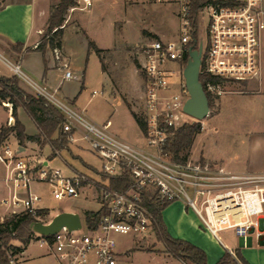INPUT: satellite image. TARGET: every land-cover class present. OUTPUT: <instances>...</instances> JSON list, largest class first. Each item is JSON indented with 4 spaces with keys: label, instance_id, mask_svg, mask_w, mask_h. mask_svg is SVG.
Wrapping results in <instances>:
<instances>
[{
    "label": "built area",
    "instance_id": "1",
    "mask_svg": "<svg viewBox=\"0 0 264 264\" xmlns=\"http://www.w3.org/2000/svg\"><path fill=\"white\" fill-rule=\"evenodd\" d=\"M156 1L178 6L179 35L170 41L156 39L140 47L145 139L152 150L135 147L110 134V121L103 126L88 122L32 82L19 65L12 66L16 76L63 114V132L69 144L77 142L80 134L103 162V180L96 189L97 208L82 213L62 211L78 215L80 228L63 227L54 235L33 231V240L48 247L60 264H128L117 252V236L144 239L142 236L154 227V216L144 201V192L148 191L158 203H185L197 214L202 228L219 242L225 231L233 232L244 245L264 234V174L236 175L207 163L175 162L164 149L174 131L184 125L207 129L212 108L226 93L227 84L260 77L264 0H208L198 12L195 26L192 0ZM75 3L73 10L85 11L93 6V0ZM197 48L201 53L195 60L192 52ZM53 54L65 71L64 80L73 79L71 65L61 50L54 49ZM205 76L211 79L204 81ZM176 78L173 84L171 80ZM192 84L205 98V115L190 109L195 104ZM11 120L10 126L14 124ZM20 155V147L13 151L8 141L0 147V163L12 166L16 188L27 190L34 181L46 183L55 200L65 201L78 199L82 187L90 184L84 174L66 177L60 170L33 167ZM124 175L130 180L129 188L124 192L111 189L110 177ZM39 201L35 195L20 198L14 194L2 203L35 216V204ZM53 219L43 224L49 226Z\"/></svg>",
    "mask_w": 264,
    "mask_h": 264
},
{
    "label": "rangeland",
    "instance_id": "2",
    "mask_svg": "<svg viewBox=\"0 0 264 264\" xmlns=\"http://www.w3.org/2000/svg\"><path fill=\"white\" fill-rule=\"evenodd\" d=\"M5 2L6 0H0V8ZM93 3L90 11H76L81 16L83 26L77 19L71 17L73 11L71 12L70 9L64 17L62 27L66 24H77L80 28L69 26L65 41L68 53L71 55V62L76 67L73 73L77 79L71 81L70 85L76 93L77 100L75 103H71L60 94H57V97L88 122L103 126L111 121L109 133L120 140L133 146L152 150L147 147L145 135L125 105V100L130 103L131 109L136 114L144 116L145 88L140 47L142 44L156 39L170 41L178 37V6L166 2L159 3L156 0H124V8L119 11L117 7L113 10L109 6V0H94ZM46 32L47 28L42 37ZM88 42H93L97 47L105 50L102 54V60L106 73L102 71L101 59L96 52L88 51ZM262 46L264 47V33ZM192 53L194 59L198 60L201 53L200 49L197 48ZM67 62L71 64L69 59ZM20 68L31 80L42 85V82L30 75L23 67ZM176 80L177 78L171 81L174 84ZM21 84L28 92L36 94L31 87L28 88L25 85L26 82L24 84L23 80ZM243 85L244 82H233L227 84L226 88L229 90L231 87H235V90H241ZM94 92L98 94L93 96ZM166 96L168 94L163 95V97ZM219 100L212 108L211 118L219 110ZM3 110L0 107V118L3 115ZM250 111H254L256 115L257 112L262 114V106H241L239 118L242 120L245 116L247 117ZM21 114L27 132L36 133L37 128L33 121L24 112ZM210 120L213 121V119ZM220 120L218 118L217 122H221V125L225 127L224 122ZM243 126L245 128L238 129L232 134L229 132L225 134L223 130L218 133L214 132L213 135L207 132L203 133L193 148L182 152L181 156H187V162L206 164L204 159L200 157L201 150L206 149L211 155L222 160L223 165H227L229 170L253 172L260 162L259 157L264 154V121L262 115L254 126L240 123L239 127ZM210 127L212 128V125ZM200 140L203 142L201 143ZM8 143L13 151L19 148L15 139H12L11 142L9 139ZM50 151L51 149L48 148L46 153L50 154ZM45 155L44 157L47 158ZM20 156L27 158L29 156V160L33 161L36 153L30 150ZM231 161L234 162L235 166H232ZM102 165V160L91 151L89 144L83 140L73 146L71 145L70 150L62 151L56 160L50 164L51 167H58L65 174H70L72 168L80 172L90 173V167L101 170ZM40 166L37 165L36 167ZM211 166L215 168V166ZM31 189L42 197L38 207L49 211L48 221L62 211L82 213L97 208L93 191H89L88 198L81 196L79 199L57 201L52 196L50 187L45 183L34 184ZM142 237L144 239L133 235L117 236V252L120 257L128 264H169L163 256V254H167L166 248L157 241L153 228H150L148 233ZM220 237L228 247L232 248L239 245V239L231 231L221 233ZM33 241L32 252L45 251L38 247L35 240ZM11 244L15 247H22L19 241H12ZM9 256L10 261L16 264L18 255H12V252H9ZM232 256L235 258V255ZM19 264H24L22 258L19 259Z\"/></svg>",
    "mask_w": 264,
    "mask_h": 264
},
{
    "label": "crops",
    "instance_id": "3",
    "mask_svg": "<svg viewBox=\"0 0 264 264\" xmlns=\"http://www.w3.org/2000/svg\"><path fill=\"white\" fill-rule=\"evenodd\" d=\"M94 1V0H93ZM60 0H6V2L0 8V76L3 77H13L15 72L12 70V66L19 65L23 67L30 75L42 82V85L31 80L25 73V75L35 84L44 87L47 92L57 99V94H60L66 98L69 102L75 103L77 96L75 91H73L72 86L70 85L71 81L77 79V76L74 75L73 70L76 68L73 62H71V55H69L66 47V33L69 26H76L80 29L77 24L64 25L62 28L64 30V35L62 39V48L60 49L63 56L69 59L71 62L73 79L64 80L65 71L61 69L60 65L55 61L53 50L47 48L45 59L47 61V70L44 64V55L42 52L37 51V47L40 44L42 35L45 29L48 27V20L50 17V11L52 6L57 5ZM117 2V4H116ZM124 0H109V6L114 10L116 7L121 10L124 8ZM94 4V3H93ZM264 6V2H263ZM93 7V6H92ZM92 9V8H91ZM90 9V10H91ZM86 12L90 10L80 11V9L70 8V11H73L71 17H74L82 25L81 16L77 14L76 11ZM83 26V25H82ZM84 29V28H83ZM84 32V31H83ZM87 37V34H86ZM89 44V42H88ZM99 48V47H98ZM101 49V48H100ZM111 49V48H109ZM104 50V49H102ZM108 50V49H107ZM88 51H93L89 49ZM105 51V50H104ZM3 58V59H1ZM103 71V69H102ZM103 73H106L103 71ZM262 79V82H261ZM25 84V82H24ZM28 88L30 86L25 84ZM231 87L227 90L226 93L219 100V110L213 116V121L210 120L209 125L206 130L202 131L199 134L195 141L199 140L200 136L203 133H208L213 135L214 132L218 133L223 130V133L226 132L234 133L245 128L239 127L240 123H247V126H254L262 115L264 121V47L261 49V71L260 77L257 79H252L244 82V85L241 90H235L236 88ZM53 91V92H52ZM97 92H94V95H97ZM123 98V97H122ZM60 100V99H59ZM63 102V101H62ZM130 104L127 100H125ZM126 105V103H125ZM254 105V107L262 106V114L257 112V115L254 111H250L249 115L242 120L239 118L240 107H248ZM0 107L4 109L3 115L0 118V129L10 124V120L13 119L12 116V105L7 102L0 103ZM132 110V109H131ZM133 111V110H132ZM261 111V110H260ZM22 112H24L31 120L32 118L22 109L18 108V119L24 125L26 129V134L30 137H36L39 134L38 128L37 132L34 134L27 132V127L22 119ZM248 113V112H247ZM249 117V118H248ZM218 118L220 121L224 122L225 127L221 125V122H217ZM256 118V120H254ZM33 121V120H32ZM111 122V121H110ZM34 123V121H33ZM35 124V123H34ZM212 125V128L210 127ZM36 126V124H35ZM224 127V129H223ZM229 135V134H228ZM227 136V135H226ZM77 142L82 141L81 135L77 134ZM247 138V137H245ZM10 142L12 139L16 140V143L20 147L21 154H25L27 151H34L36 157L33 161L29 160V156L21 157L31 166L35 167L37 165H42L44 167H49L51 169L60 170L63 176L73 177L76 174H84L90 179V184H86L80 190V197L85 196L88 198L89 191L95 193V198L97 196L96 189L98 188L99 183L103 180L101 177V170L94 167H90V173L80 172L77 169L72 168L70 174H65L58 167H51L57 157L52 158L53 150L51 146L47 145L45 147H40L37 140L31 139L25 142V145L22 146L19 144V141L14 134L10 135ZM201 143L203 142L200 140ZM69 144L67 150H70L71 145ZM192 146V148H193ZM138 147V146H135ZM51 149V153L47 154L46 150ZM142 148V147H139ZM264 151V148H263ZM47 156V158L44 157ZM207 164L222 168L224 171L236 174V175H263L264 174V154L259 157V164L256 166V170L253 172L247 171H237L229 170L227 165H223V161L219 158L211 155L206 149L201 150V156ZM232 166L234 162L231 161ZM42 184L41 182H32L29 188H16L14 182V171L12 166H7L0 163V221L5 218L12 216L13 214H19L24 212L22 208L14 209L3 205L2 201L4 198H11L14 194L20 198H27L29 194L38 196L40 201L35 204L36 208L45 209L38 207V204L41 203L42 197L33 191L32 185ZM46 184V183H45ZM48 185V184H47ZM49 186V185H48ZM50 187V186H49ZM51 189V188H50ZM79 197V198H80ZM78 198V199H79ZM94 198V201H95ZM60 213V212H59ZM58 214V213H57ZM56 214V215H57ZM163 221L166 225L168 233L176 239L185 240L191 244L202 249L207 256L208 264H217L226 252H229L232 255L236 254V251H239L249 264H264V234L257 240H250L247 245H244L241 239H239V245L235 247H228L225 241L220 237L221 242L217 241L210 233L205 231L202 228V223L197 216V214L186 206L183 202H173L171 203L163 212ZM264 218V214H263ZM227 232V231H225ZM222 232V233H225ZM233 233V232H232ZM155 235V233H154ZM234 235V234H233ZM235 236V235H234ZM156 237V236H155ZM236 237V236H235ZM237 238V237H236ZM32 241L28 246L23 248V251L18 254V260L16 264H19V259L22 258L24 264H60L58 260L52 255L51 250L46 246H41L37 241L38 247L44 249V252L35 253L31 251ZM165 260L169 264H186L180 259L173 258L168 254H163Z\"/></svg>",
    "mask_w": 264,
    "mask_h": 264
},
{
    "label": "trees",
    "instance_id": "4",
    "mask_svg": "<svg viewBox=\"0 0 264 264\" xmlns=\"http://www.w3.org/2000/svg\"><path fill=\"white\" fill-rule=\"evenodd\" d=\"M208 0H192V19L193 25L196 24L198 12L205 6ZM76 5L75 0H60L52 6L46 34L42 37L37 51L44 55V64L47 70V61L45 54L47 48L51 50L62 48V39L64 30L62 28L65 15L71 7ZM89 49L96 52L101 59L102 69L104 50L98 48L93 42H89ZM209 76L203 78L204 81L210 80ZM22 80L18 76L3 77L0 76V103L9 102L12 105V116L14 124L7 125L0 129V147L3 146L11 134H14L19 144L24 146L27 140H37L40 147L47 145L53 150L52 158L57 157L62 151L68 149L69 142L67 134L63 132L65 118L63 114L43 96L28 92L21 84ZM131 111L138 126L147 133V125L144 116H140L131 110L130 105L125 102ZM214 104V100H210ZM18 108H22L34 121L39 134L36 137H30L26 134L24 125L18 119ZM202 133L200 125H184L174 131V136L165 146V152L175 162H187V156H181V153L190 150L196 137ZM104 178H107L104 176ZM129 178L127 175L122 177H110V188L119 192H124L129 188ZM145 204L150 208L154 219V233L158 242L166 248V253L176 259L182 260L186 264H208L206 253L197 246L185 240L173 238L167 231L163 221L162 212L171 204L169 202H155L151 192H144ZM49 211L39 209L36 215L28 212L13 214L12 216L0 221V264H11L9 252L12 255H18L23 248L33 241L32 225L35 223H45L48 221ZM12 241H19L22 247H15ZM236 257L226 252L217 264H249L242 257L239 251L235 252Z\"/></svg>",
    "mask_w": 264,
    "mask_h": 264
},
{
    "label": "water",
    "instance_id": "5",
    "mask_svg": "<svg viewBox=\"0 0 264 264\" xmlns=\"http://www.w3.org/2000/svg\"><path fill=\"white\" fill-rule=\"evenodd\" d=\"M191 91L195 98V104L190 108L191 111H198L202 115L206 114V101L203 95L199 94V90L195 86L191 85ZM14 120H11V125ZM63 227H68L70 230L80 228V218L78 215L70 213H60L53 219V222L49 226H45L43 223H35L32 225V231L43 235H54Z\"/></svg>",
    "mask_w": 264,
    "mask_h": 264
}]
</instances>
